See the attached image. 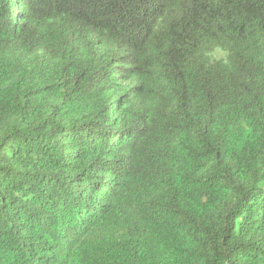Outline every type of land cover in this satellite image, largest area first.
I'll return each mask as SVG.
<instances>
[{
  "label": "trees",
  "instance_id": "16d2710c",
  "mask_svg": "<svg viewBox=\"0 0 264 264\" xmlns=\"http://www.w3.org/2000/svg\"><path fill=\"white\" fill-rule=\"evenodd\" d=\"M0 264H264V0H0Z\"/></svg>",
  "mask_w": 264,
  "mask_h": 264
},
{
  "label": "rangeland",
  "instance_id": "374dc122",
  "mask_svg": "<svg viewBox=\"0 0 264 264\" xmlns=\"http://www.w3.org/2000/svg\"><path fill=\"white\" fill-rule=\"evenodd\" d=\"M211 55L215 59H225L226 58V53L221 49H216L215 51H213Z\"/></svg>",
  "mask_w": 264,
  "mask_h": 264
}]
</instances>
